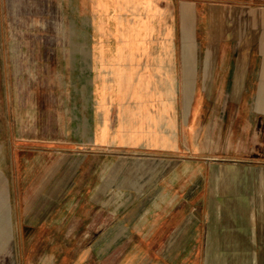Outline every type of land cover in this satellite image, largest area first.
Instances as JSON below:
<instances>
[{"label":"crops","instance_id":"obj_1","mask_svg":"<svg viewBox=\"0 0 264 264\" xmlns=\"http://www.w3.org/2000/svg\"><path fill=\"white\" fill-rule=\"evenodd\" d=\"M64 1L73 94L0 104L15 223L75 211L77 264H264V0Z\"/></svg>","mask_w":264,"mask_h":264},{"label":"rangeland","instance_id":"obj_2","mask_svg":"<svg viewBox=\"0 0 264 264\" xmlns=\"http://www.w3.org/2000/svg\"><path fill=\"white\" fill-rule=\"evenodd\" d=\"M65 3L0 0V104L4 94L6 101L12 100L17 87L42 105L73 94L75 75L67 71L65 56L76 37L75 17ZM197 53L203 54V48ZM3 188L0 177V264H77L78 249L91 241L83 240L80 232L91 233V226L78 223L74 211L72 217L69 213L51 226L45 223L34 233L35 228L15 223L18 215L13 211L18 208L4 200Z\"/></svg>","mask_w":264,"mask_h":264}]
</instances>
